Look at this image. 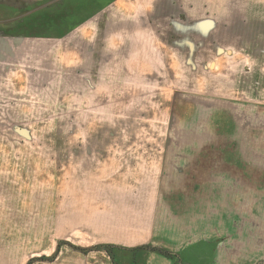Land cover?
Instances as JSON below:
<instances>
[{
    "label": "rangeland",
    "instance_id": "374dc122",
    "mask_svg": "<svg viewBox=\"0 0 264 264\" xmlns=\"http://www.w3.org/2000/svg\"><path fill=\"white\" fill-rule=\"evenodd\" d=\"M197 13L173 10L163 22L164 41L154 45L158 69L141 58L121 75L74 68L59 77L68 89L53 82L52 111L34 93L20 100L27 104L20 111L0 106V264L110 261L99 212L110 214L114 194H152L159 225L195 228L193 237L208 238L209 166L240 163L231 150L219 154L232 129L226 98L240 97L264 114V47L251 50L264 43H210ZM10 21L1 22V34L24 33ZM6 95L24 97L0 89V105ZM138 220L147 222L141 214Z\"/></svg>",
    "mask_w": 264,
    "mask_h": 264
},
{
    "label": "crops",
    "instance_id": "0c3cea01",
    "mask_svg": "<svg viewBox=\"0 0 264 264\" xmlns=\"http://www.w3.org/2000/svg\"><path fill=\"white\" fill-rule=\"evenodd\" d=\"M173 10L183 11L185 17L187 11L201 12L194 17L200 28H210V43H264V0H0V24L12 19L25 27L20 35L0 33V89L24 96L15 102L6 95L1 108L22 109L27 104L20 100L34 93L43 108L52 111L53 82L68 89L59 77L74 68L121 75L129 61L141 58L158 69L154 45L164 41L163 22ZM203 11L218 13L207 17ZM176 25L184 34L185 25ZM263 47L253 45L251 50L259 53ZM226 99L232 129L219 154L231 150L240 163L222 159L209 166L208 238L193 237L195 228L159 225L151 213L152 194H114L110 214L99 212V232L102 235L107 224L104 241L112 243L110 261L104 264H264V114L261 106L240 97ZM27 113L43 116L38 110ZM138 214L147 222L141 223Z\"/></svg>",
    "mask_w": 264,
    "mask_h": 264
},
{
    "label": "clouds",
    "instance_id": "9594fccd",
    "mask_svg": "<svg viewBox=\"0 0 264 264\" xmlns=\"http://www.w3.org/2000/svg\"><path fill=\"white\" fill-rule=\"evenodd\" d=\"M115 39H116V37H113V38H112V41H111V46H112V47H115V46L117 45V44L114 42Z\"/></svg>",
    "mask_w": 264,
    "mask_h": 264
}]
</instances>
